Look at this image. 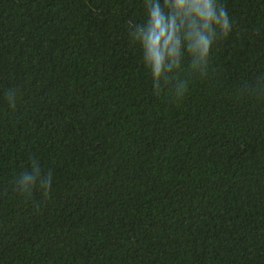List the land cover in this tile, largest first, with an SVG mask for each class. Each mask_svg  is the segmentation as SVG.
Returning <instances> with one entry per match:
<instances>
[{
	"label": "trees",
	"instance_id": "trees-1",
	"mask_svg": "<svg viewBox=\"0 0 264 264\" xmlns=\"http://www.w3.org/2000/svg\"><path fill=\"white\" fill-rule=\"evenodd\" d=\"M212 2L205 60L175 0H0V264H264V0Z\"/></svg>",
	"mask_w": 264,
	"mask_h": 264
},
{
	"label": "clouds",
	"instance_id": "clouds-1",
	"mask_svg": "<svg viewBox=\"0 0 264 264\" xmlns=\"http://www.w3.org/2000/svg\"><path fill=\"white\" fill-rule=\"evenodd\" d=\"M176 9L186 14L194 12L199 17L200 24L204 31L192 33L190 49L198 53L201 59H207L212 47L211 37L214 35L213 24L218 25L223 33L227 34L229 23L226 12L220 9L219 16L212 0H175ZM150 24L147 35L142 38L144 52L147 53L149 63L152 65L156 78L159 79L162 68L165 67L166 57H176L179 52V40L175 34L176 25L165 23V18L161 14L159 5H152L150 11ZM175 63V60H173ZM30 179V178H29ZM27 187V181H25ZM50 179L44 187L50 188Z\"/></svg>",
	"mask_w": 264,
	"mask_h": 264
}]
</instances>
